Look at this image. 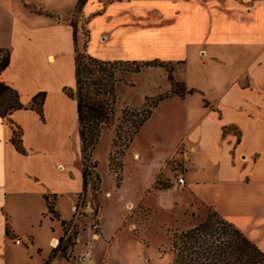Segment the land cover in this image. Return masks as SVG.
Instances as JSON below:
<instances>
[{
    "label": "crops",
    "instance_id": "1",
    "mask_svg": "<svg viewBox=\"0 0 264 264\" xmlns=\"http://www.w3.org/2000/svg\"><path fill=\"white\" fill-rule=\"evenodd\" d=\"M78 1L48 0L47 5L43 0H0L7 23L0 50H7L10 56L0 79L18 91L24 105L36 93H45L41 116L29 108L10 115L22 131L26 154L15 149L12 128L0 117V264H22L33 256L47 260L63 235L60 220L71 218H62L59 207L70 201L72 212L82 189L76 103L64 92L75 84L73 30L57 18L72 12ZM245 1L228 0L223 8L218 0H85L82 13L89 32L87 53L102 60L157 61L182 64L186 70L189 56L224 68L217 51L240 49L248 54L240 68L248 75V88L232 84L235 72L217 76L214 88L220 93L215 96L189 85L182 73V79L175 80L191 92L182 97L171 95L158 105L169 98L183 101L186 128L153 175L183 144L182 186L264 251V0H252L249 5ZM94 44L97 47L92 49ZM49 55H53V63L48 62ZM162 67L145 66L143 70L160 74ZM166 74L162 88L148 80L129 90L119 80L116 91L141 105L147 97L170 92ZM253 93L257 94L254 99L250 97ZM195 96L196 110L189 104ZM210 101L217 102L216 110L206 107ZM29 116L37 118L39 134L55 125V150L29 142L30 130L24 132L21 127ZM229 126L238 128L239 138L228 132ZM134 158L139 159L140 154L134 153ZM51 168L59 173L53 178L47 176ZM165 192L169 194L170 189ZM52 195L59 220L47 213L45 196ZM21 197L30 200L29 210L16 205ZM41 216L48 221L43 236L39 235ZM101 231L97 238L93 233L91 237L98 240ZM15 238L23 242L15 244ZM54 239L58 242L50 248ZM93 260L90 255L88 263Z\"/></svg>",
    "mask_w": 264,
    "mask_h": 264
},
{
    "label": "rangeland",
    "instance_id": "2",
    "mask_svg": "<svg viewBox=\"0 0 264 264\" xmlns=\"http://www.w3.org/2000/svg\"><path fill=\"white\" fill-rule=\"evenodd\" d=\"M107 1L111 0H105ZM218 1L225 8L228 0ZM43 2L47 4L48 0H43ZM251 2L252 0H246L244 3L249 5ZM82 6L83 3L79 0L72 12L61 18L57 16V18L59 22L75 30L76 40H73V47H76L81 54H88L89 32L87 18L82 13ZM64 11L65 6H62L61 12ZM3 13L0 8L1 39L4 38L7 27ZM96 47L94 44L92 49ZM246 47H240L241 51H244ZM217 53L226 64L224 68L203 63L199 58L189 56L186 70L182 64L176 66L163 63V70L160 74H150L141 68L139 72L124 70L118 72L117 75L121 77L120 81L129 90L135 89L140 84L146 85L148 80H154L162 88V83L167 78L166 69L172 67L174 80L180 81L183 74V78L189 85L215 96L220 93L214 88V84H217L215 81L217 76L230 75L231 72H235L231 76L234 78L232 84L248 88V75L246 71L242 72L240 69L247 61L248 54L240 53V49L230 52L217 51ZM238 73L240 74L237 75ZM158 89L155 88V90ZM116 96L114 124L101 131L100 138L91 152L92 166L89 167L86 189L84 191L81 189L76 194L74 212L70 211V201L65 200L59 207L62 218L69 215L71 217L66 220L64 226L61 225L63 239L65 241L76 231L72 237L74 244L69 246L64 254L56 252L49 264H77L76 256L84 251H90L94 259L92 264H172L175 258L172 250L173 236L192 228L204 220L209 213L214 212L211 207L176 182L184 170L183 144L177 146L173 155L164 162L161 170L153 175V171L171 152L185 131L183 115L187 112V107L184 102L178 98L164 100L152 109L151 116L133 135L131 125L138 119L135 111L150 105L157 96L147 97L141 105L132 103L117 91ZM256 96V93L250 94L253 99ZM209 103L206 107L216 110L217 102L210 101ZM189 104L194 110L199 108L196 96L189 101ZM21 127L24 132L30 130L29 142L31 144H40L46 146V149L55 150L57 148L54 139L55 125L44 129L39 134L36 132L37 118L29 116L23 119ZM228 128V132L234 133L236 138H239L236 126ZM136 152L140 154L139 159L134 158ZM79 156L77 164L82 171L81 153ZM60 158L65 160L64 156ZM67 162H69V157ZM57 174H59L58 171L51 168L47 176L53 178ZM167 189H170L169 194L165 192ZM107 194L110 196H106ZM15 203L16 205L19 203L17 206L23 209L31 208L27 197L16 199ZM41 220L43 223L40 225L39 235L43 236L48 232L46 229L48 221L42 216ZM96 224L98 228L95 230L94 225ZM93 231L97 233L101 231L102 236L98 240L93 239L91 237ZM52 246L50 245V248ZM61 257L66 260L60 259ZM22 264H43V261L42 259L40 261L38 256H33L30 261L22 262Z\"/></svg>",
    "mask_w": 264,
    "mask_h": 264
},
{
    "label": "trees",
    "instance_id": "3",
    "mask_svg": "<svg viewBox=\"0 0 264 264\" xmlns=\"http://www.w3.org/2000/svg\"><path fill=\"white\" fill-rule=\"evenodd\" d=\"M80 1L83 3L85 0ZM73 40H76L74 29ZM9 57L7 50H0V76L9 64ZM156 65L164 66L162 62L157 61L102 60L89 54H81L76 47L74 48L75 84L73 88H65L64 92L76 103L83 165V191L88 185L87 176L89 167L92 166L91 152L100 138L101 131L114 124L117 101L116 83L121 79L117 75L118 72L124 70L139 72L145 66ZM166 70L171 84L170 92L158 95L150 105L135 111V116H138V119L131 125L133 135L151 116L152 109L161 100L171 95L182 97L185 93L191 92L186 91L182 83L173 79L172 67ZM44 95V92H38L27 105H24L18 91L0 79V117L10 124L12 128L11 143L19 153L26 154L27 152L21 144L22 131L12 123L10 115L16 110L29 108L34 109L41 116ZM54 198L55 195L45 196L47 213L51 215V218L59 220V216L54 210ZM60 222L62 226L66 224L65 220H60ZM75 234L76 231L69 235L65 241L63 234L43 264H49L56 252L64 254L68 247L74 244L72 237ZM172 250L175 255L172 264H264V251L216 211L209 213L204 220L192 228L174 235Z\"/></svg>",
    "mask_w": 264,
    "mask_h": 264
},
{
    "label": "built area",
    "instance_id": "4",
    "mask_svg": "<svg viewBox=\"0 0 264 264\" xmlns=\"http://www.w3.org/2000/svg\"><path fill=\"white\" fill-rule=\"evenodd\" d=\"M176 182L179 185H183L184 184L183 177L182 176L178 177L176 179ZM97 228H98V224L94 225V229L96 230ZM93 235L94 236H98V233L96 231H93ZM14 242H15V244H20L23 241L20 238H15ZM89 257H90V252L89 251H84V252H82V253H80V254H78L76 256V263L77 264H87L89 262Z\"/></svg>",
    "mask_w": 264,
    "mask_h": 264
},
{
    "label": "bare ground",
    "instance_id": "5",
    "mask_svg": "<svg viewBox=\"0 0 264 264\" xmlns=\"http://www.w3.org/2000/svg\"><path fill=\"white\" fill-rule=\"evenodd\" d=\"M54 61H55V59H54L53 55H49L48 56V62L53 63ZM95 238H97V236H95ZM55 243H57V240L54 239L52 241V245H54Z\"/></svg>",
    "mask_w": 264,
    "mask_h": 264
}]
</instances>
